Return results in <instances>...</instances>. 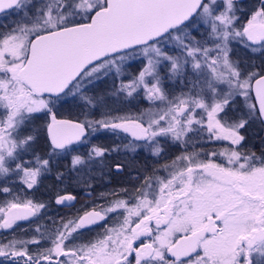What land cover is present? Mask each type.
I'll use <instances>...</instances> for the list:
<instances>
[{
  "label": "snow or ice",
  "instance_id": "6c2138e0",
  "mask_svg": "<svg viewBox=\"0 0 264 264\" xmlns=\"http://www.w3.org/2000/svg\"><path fill=\"white\" fill-rule=\"evenodd\" d=\"M242 3L0 0V14L19 17L0 25V192L12 196L0 202V229L11 230L48 207L4 185L14 177L28 190L36 188L55 157L87 144L90 133L105 129L133 139L72 155L70 171L102 162L121 147L161 157L160 138L184 146L180 156L162 165L166 176H145L140 187L120 190L127 199L50 218L47 235L37 226L30 239L0 241V257L9 264H264V156L239 150L242 130L256 120L264 124V63L245 64L233 53L234 42L264 49V0L247 11ZM201 28L206 31L198 39ZM138 58L143 67L127 82L120 79L113 95L133 97L142 90L149 102L163 105L152 118L111 111L100 119L87 112L83 119L57 118L53 108L69 96L79 98L81 108H99L105 96L89 91L109 77H122L126 63ZM170 80L187 91L172 96ZM40 113L49 119L35 128ZM41 135L50 147L44 155L33 151ZM224 141L228 146L219 150H195L197 143ZM29 153L32 159L26 160ZM220 157L223 162H217ZM75 199L58 192L55 203L69 206ZM118 211L112 227L78 242Z\"/></svg>",
  "mask_w": 264,
  "mask_h": 264
},
{
  "label": "trees",
  "instance_id": "16d2710c",
  "mask_svg": "<svg viewBox=\"0 0 264 264\" xmlns=\"http://www.w3.org/2000/svg\"><path fill=\"white\" fill-rule=\"evenodd\" d=\"M256 3L257 0H243L241 7L247 11L251 9ZM233 53L234 58L240 59L245 64L255 63L260 65L264 63V49L252 51L251 49L234 42ZM126 67L128 70H133V65L131 67V65L128 64ZM123 76L118 78V83L120 82V79H125ZM118 83L114 77H109L108 79L98 82L95 85L94 90L89 91L88 95L90 96H105V103L99 108H81L80 101L78 99L73 101L67 100L66 103H58L53 108V111L56 112L57 116L59 117H67L72 119H83V112L89 113V118H100V114L104 111H111L114 115L120 114L121 116L128 115L133 117V115L143 108L144 100L137 97L136 95L127 98L123 95H113L115 87L118 86ZM166 87L167 90L173 94V89H170V87L167 85ZM239 106L240 102L238 101L236 107ZM37 116L38 118L35 119L32 125L35 128L41 127L49 119V117L44 113L37 114ZM102 131L106 132L107 135H103L99 139H94L89 143V146L75 147L74 152L68 154L61 153L57 155L53 160L51 172L45 175L39 186L36 188L28 190L16 178L15 183H7L4 185L11 187L14 193L23 192L29 198H32L37 202H45L48 204V207L41 213L39 217L31 218L30 223L25 224L26 229L23 231L0 229V241H8V239L10 240L12 236H19L21 239H30L36 235L34 230L37 226V223H40L39 221L43 222V232H46V227L52 226L49 223V219L55 216V213L56 216H61L62 214V210L55 203V197L58 192L65 194L67 192L83 190L86 188H90L94 191L101 190L104 185L108 184L107 180L112 179L113 173L111 170V164H114L115 162H121L129 165L130 162L135 160V155L132 154L134 152H131L127 149L123 150L124 148L121 147L120 152H110L106 155L102 162L98 161L94 165H88L87 168L81 169L80 171H70V161L72 155L83 154L87 152L92 145L113 148L115 146L125 145L128 140V138L125 136L121 137L103 129ZM242 135L245 136V141L243 142L242 147L239 148L240 151L254 152L257 157L264 156V124H261L258 120L251 122L246 127V129L242 130ZM33 151L38 155H44L50 151L46 136L41 135L38 137L36 143L33 145ZM24 158L26 160L32 159L31 153L26 154ZM133 170L140 171L139 167H134ZM141 171L143 170L141 169ZM57 173L64 174L62 180L57 178ZM85 181H87V183H85ZM2 183L3 182L0 181V184ZM10 197L12 196L0 192V202L6 201L7 199H10ZM52 213L53 215L50 217ZM90 238L94 239L95 237L92 236Z\"/></svg>",
  "mask_w": 264,
  "mask_h": 264
},
{
  "label": "flooded vegetation",
  "instance_id": "af4514ba",
  "mask_svg": "<svg viewBox=\"0 0 264 264\" xmlns=\"http://www.w3.org/2000/svg\"><path fill=\"white\" fill-rule=\"evenodd\" d=\"M17 19H19V17L14 15V14H9V13L0 14V25H10V24H12V22L14 20H17ZM0 30H3V29L0 28ZM172 82H173L172 80H170L169 82H166L167 85L170 87V89L171 88L173 89L172 91L177 92V91H180L183 89V88H180L177 86H173ZM70 100L73 101V99H70ZM57 118L58 119H72V118L59 117V116H57ZM103 130H105V129H103ZM105 131L111 132L110 130H105ZM99 132H101V131H99ZM116 135H119L121 137L125 136L128 138V140L133 139L130 136V134H126V133H119ZM96 138H98L97 133L93 134L92 136H89L88 143L85 145H82V146H89V143ZM160 141H162L161 144L165 147V153L161 157H153L147 149H143V148L137 149L135 151L136 153L135 152L132 153L133 155H135V158H134L135 160L133 162H130L128 167H126L125 169H123L121 171H117L114 167L111 168L112 173H113L112 179H108L107 180L108 184L104 185L101 188V190L94 191L90 188H86L83 190L67 192V193L74 195L76 197V199L74 201L68 202L69 206L58 205V207H60V209L62 210L61 211L62 214H61V216H56V213H55L54 214L55 216L52 217V215H53V213H52L50 216V217H52L51 219L55 220V219H59L60 217H71L74 214H76V212L78 210H81V209L91 210V208L93 206L99 205V204H97V202L101 201V198L97 194L101 195L105 192H109L108 198H107L108 201L111 199H115V198L127 199V197L124 196L123 192L120 190L128 189L129 192H131L133 189L140 187V185L143 183L145 176H148V177H152L153 175H155V176H166L167 170L163 169L162 165L168 164L169 162H172V160L178 154H182L184 152V147L182 145H180L179 143L173 144L171 142V140H169V138H167V137L160 138ZM193 141H195V137H193ZM169 142H171V143H169ZM74 147H79V146L75 145ZM188 149H189L188 151L190 152L191 148H188ZM123 150H126V149H123ZM131 152H133V151H131ZM152 158H154V159H152ZM221 161H223V157H220L217 160V162H221ZM112 165L113 164H111V166ZM134 167H139L140 171L133 170ZM141 169L143 171H141ZM154 169H158V171H156L154 173V171H153ZM119 176H120V178H119ZM114 192L118 194V197H114L112 195ZM77 196H83L85 199L83 200L84 204L76 207L77 200H78ZM107 200L105 199V202H107ZM97 210H99V209H97ZM81 214H82V212H81ZM118 216H119V211L115 214H111L106 224H104L102 222L101 225H97V226L93 227V229L91 231L84 232L82 234L81 240L78 242H86L87 239L91 240L90 237H92V236L96 237V235L100 233L99 231H101V230H99V231L97 230L99 227L105 226V225H113L116 222ZM30 220H31V218L29 220H26V221H18L17 224L14 226V228L10 231H13V230H15V231L16 230H22L23 231V230H25L26 229L25 224L30 223ZM39 222L40 223H37V226H40L41 231H43L44 230V227L42 225L43 222L42 221H39ZM51 227L52 226L46 227L45 233H47V230L51 229ZM104 230L105 229L103 227L101 232H104ZM15 238L21 239V237H19V236L15 237ZM2 242H7V240L2 241ZM41 246L47 247L48 245L43 243V245L41 244ZM30 250H35V246H30ZM0 261H3V264H9V262L6 261L5 258H3V257H0Z\"/></svg>",
  "mask_w": 264,
  "mask_h": 264
},
{
  "label": "rangeland",
  "instance_id": "374dc122",
  "mask_svg": "<svg viewBox=\"0 0 264 264\" xmlns=\"http://www.w3.org/2000/svg\"><path fill=\"white\" fill-rule=\"evenodd\" d=\"M205 31H206V28H201L200 29V36H198L197 38L199 39V38H201L202 36H203V34L205 33ZM132 63V64H131ZM128 64H130L131 65V67H132V65H133V70H128V68L126 67V65H128ZM126 65H125V68H124V73H123V77L125 78L124 80H125V82H127V80H129V79H131V78H133L137 73H138V71L143 67V60L142 59H140V58H138V59H136V60H129L127 63H126ZM115 78V80H116V82L118 83V78H116V77H114ZM173 82H172V85L173 86H177V87H180V88H183L182 90H180V91H177V92H174L173 91V94H172V96H176V95H179L182 91H187V89L186 88H184V85H183V83H178L176 80H172ZM169 82V81H168ZM118 85H119V83H118ZM167 85V84H166ZM168 86V85H167ZM134 95H136L137 97H139V98H141V99H143L144 100V105H143V108L139 111V112H137L135 115H133V117H137V116H140V115H143L144 116V119L145 120H147V119H150V118H152L151 117V115H150V113L151 112H155L157 109H159V108H162L163 107V105H161V104H159V103H157V104H152L151 102H149L147 99H145V97H144V93H143V91L142 90H140L139 91V94H134ZM66 100H70V99H73L71 96H69V97H66L65 98ZM79 98H77V99H73V100H78ZM117 115H120V114H117ZM128 116V115H127ZM131 117V116H130ZM90 119H100V118H90ZM99 131H101V132H99ZM97 133V136H98V139L101 137V136H103V135H107V133L106 132H103L102 131V129H100V130H98V131H96V132H94V133H90V135L89 136H92L93 134H96ZM200 138L199 137H195V141H197V140H199ZM169 140H170V138H169ZM131 140H128L127 141V143L126 144H129V142H130ZM160 142H162V141H160ZM169 143H171V142H169ZM178 143V142H177ZM125 144V145H126ZM228 144H229V142H227V141H224V142H207V143H197V146H196V149L195 150H197V151H199V150H201V149H203L204 151H211V150H213V149H215V150H219V149H222V148H224V147H227L228 146ZM181 145V144H180ZM78 146H80L79 144H78ZM82 146V145H81ZM120 146V145H119ZM183 146V145H182ZM184 147V146H183ZM137 149H139V148H137ZM189 150V149H188ZM191 151H193V149L191 148ZM190 151V152H191ZM181 154H178L177 156H180ZM176 156V157H177ZM175 157V158H176ZM174 158V159H175ZM202 159L204 158V157H201ZM173 159V160H174ZM221 162H223V161H221ZM171 162H169L168 164H170ZM1 182H3V181H1ZM16 181H15V178L13 177L11 180H9V182H8V184H10V183H15ZM104 195H105V197H107L108 198V194H109V192H105V193H103ZM100 198H101V195H99V194H97ZM12 199V197H10V199H7V200H11ZM77 204H76V207L77 206H81L82 204H84V197L83 196H77ZM107 200V199H106ZM82 202V203H81ZM107 202H109L108 200H107ZM107 202H105V199H102L101 198V201L100 202H97V204H99V205H106V203ZM113 225H105V226H101V227H99L97 230L99 231V230H101L102 231V229H103V227H104V229H105V227H112ZM101 231H99L100 233H102ZM45 235H47V233H45ZM97 236V235H96ZM95 237V236H94ZM13 238H15V236H12L11 238H10V240L11 239H13ZM18 239V238H17ZM9 241V240H8ZM7 241V242H8ZM7 242H4V243H7ZM42 245H43V243H42ZM43 247H46V246H43Z\"/></svg>",
  "mask_w": 264,
  "mask_h": 264
}]
</instances>
